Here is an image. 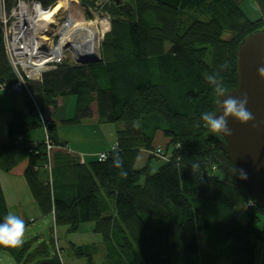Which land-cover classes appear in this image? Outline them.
Masks as SVG:
<instances>
[{
  "label": "trees",
  "instance_id": "trees-1",
  "mask_svg": "<svg viewBox=\"0 0 264 264\" xmlns=\"http://www.w3.org/2000/svg\"><path fill=\"white\" fill-rule=\"evenodd\" d=\"M36 1L47 6L54 0ZM120 1L131 4V14L108 0L110 31L97 63H63L39 83H29L28 92H18L24 108L10 112L7 141L0 143V172L21 175L42 216H52L66 235L94 224L100 247L68 242L71 256L86 264H257L264 211L236 180L217 146L221 136L200 117L214 113L217 97L209 75L228 92L235 88L237 48L264 29V0H252L260 14L255 21L241 8L247 0ZM16 83L0 31V87L13 91ZM66 97L75 98L74 117L67 123L96 116L98 124L115 126L116 143L101 153L103 160L81 164L67 153L54 121L46 122L44 133L46 109ZM39 130L42 141L33 140ZM159 136L164 148L156 146ZM114 147L121 169L112 164ZM157 149L165 161L155 156ZM141 151L149 154L148 161H161L156 172H150L149 163L135 166ZM192 164L199 168L192 171ZM122 170L127 177L120 176ZM249 202L253 206L243 222L235 205ZM7 214L0 186V220ZM49 246L55 251L52 230L49 244L32 239L18 247L0 245V251L18 264H62ZM98 254L103 258L96 263Z\"/></svg>",
  "mask_w": 264,
  "mask_h": 264
},
{
  "label": "crops",
  "instance_id": "crops-1",
  "mask_svg": "<svg viewBox=\"0 0 264 264\" xmlns=\"http://www.w3.org/2000/svg\"><path fill=\"white\" fill-rule=\"evenodd\" d=\"M68 100L69 97L57 99L56 109L51 112L52 109L50 110L48 108V110H50L49 114L48 112H45V114H47V116L49 117V119L47 120L48 121L53 120L54 122L57 123V128H56L57 138L59 141L66 143L67 153L79 158L81 164H88L97 161L99 154L105 153L111 146H113L116 143V135H115L116 128L113 125L98 124V122L96 121V116L89 120L81 121L80 123L77 124H71V123L64 124L66 123V121H70L72 119V117H70L69 114L67 115ZM72 103L74 104L75 107V100L72 101ZM23 108H24V101L20 96V93L15 91L7 92L0 89V143L7 141L6 129H7V124L10 120V112L13 109H23ZM93 112H95L94 107H93ZM108 126H110V129H106L108 128ZM31 136L33 140L42 141L43 139L42 130L34 132ZM157 138H158V142L156 143V146L164 145L165 141L162 140L160 136ZM53 151H57V149H54ZM148 158H149V154L147 152L141 151L135 166L137 168H142L149 163L150 172L152 171V169L155 170L156 172L161 164L158 161H155L156 163H153V161H148L149 160ZM153 164L156 165L154 168H153ZM0 186L7 206L8 214L10 213V209H11L10 207L16 208L15 211L20 215V218H22L25 221V226H27L29 223H33L34 220L36 221L39 220L40 218H44L29 190L28 184L21 175L5 174L0 172ZM28 217H31L30 219H34V220H30V222H28L27 219H25ZM45 217L50 220V224L52 226L51 227L52 233L54 235L57 234L59 235L56 236L59 241L58 245L60 247L66 246L63 245V244H67V241L63 239V236L64 238L65 236H67L65 235L66 228L55 227L53 217L52 216H45ZM93 231H94V224L86 223L80 225L77 233L88 232L89 238L90 235H96L95 240L92 238L93 242L90 240L92 243L85 245L95 244L98 247H100L102 243V239L100 235L95 234ZM77 233L67 236L66 239L68 238L69 242L76 245V243L72 241V238ZM35 237H38L37 239L39 240V236L37 234H35ZM37 243H42V241L41 240L39 242L37 241ZM85 245L78 244V246H85ZM61 248L63 249V247ZM66 249L67 246L66 248H64V253L67 255ZM98 255L100 258L99 261H101L103 257L101 254ZM76 261L80 262V260L77 259Z\"/></svg>",
  "mask_w": 264,
  "mask_h": 264
},
{
  "label": "water",
  "instance_id": "water-1",
  "mask_svg": "<svg viewBox=\"0 0 264 264\" xmlns=\"http://www.w3.org/2000/svg\"><path fill=\"white\" fill-rule=\"evenodd\" d=\"M120 9L130 16L132 6L129 2L114 0ZM99 61L91 55L77 61L78 66L94 64ZM264 67V29L253 32L238 45L236 52V86L229 95L246 97L248 109L252 113L249 122L241 124L229 118V133H217L222 141L217 142L236 172V180L252 195L256 204L264 211V76L259 69ZM217 97L214 113L219 114Z\"/></svg>",
  "mask_w": 264,
  "mask_h": 264
},
{
  "label": "built area",
  "instance_id": "built-area-1",
  "mask_svg": "<svg viewBox=\"0 0 264 264\" xmlns=\"http://www.w3.org/2000/svg\"><path fill=\"white\" fill-rule=\"evenodd\" d=\"M90 3L93 6L85 7L81 4L80 0H54L50 5L44 6L36 0H14V4L6 12L4 0H0V31L3 37L4 50L7 61L17 78V83L12 87L13 91L20 92L25 90L28 92L29 83H39L43 74L55 70L57 66L63 63L78 66L77 61L79 59L91 55L98 56V45L103 41L104 35L110 31V16L104 10L108 4V0H90ZM58 4L62 5L61 9L47 22L51 29V39L47 37L41 42L42 49H49L53 53V56L42 62L44 64L43 70L35 72L34 69L23 65L17 59L19 50L12 43L13 29L18 24L19 17L25 10H33L36 8L40 10V14H46L52 11ZM73 4L77 5L78 10L85 13L87 17L79 20L73 15L70 11V7ZM78 14L80 15V13ZM77 27H85L87 30H83V32L77 34L74 30ZM85 32H90L86 34L94 40L92 46L79 40L83 35L82 33ZM68 36L69 39L67 41ZM94 45H96L95 49ZM20 47L22 46L20 45ZM3 88L4 86L0 87L1 90ZM42 126L45 133L46 122H43ZM46 145V150L49 154L52 151V147L48 140H46ZM155 156L163 161L166 159L162 156L160 149L156 150ZM104 158L105 155L100 154L98 160L101 161ZM252 206L251 202L247 203L248 208Z\"/></svg>",
  "mask_w": 264,
  "mask_h": 264
},
{
  "label": "rangeland",
  "instance_id": "rangeland-1",
  "mask_svg": "<svg viewBox=\"0 0 264 264\" xmlns=\"http://www.w3.org/2000/svg\"><path fill=\"white\" fill-rule=\"evenodd\" d=\"M4 5H5L6 12L12 7V6L11 7L7 6L6 0H4ZM70 8H71L70 11L79 20H83L84 18L87 17L85 15V13H83L80 10H78V6L77 5L73 4ZM241 8L245 12V14H246V16L248 17L249 20L255 21V20L260 18L258 7L256 6V4L252 0H247L244 3H242ZM78 13H80V15ZM104 37H105V35H104ZM100 47H101V42L98 45V49H97V55H98L97 57L98 58L100 57ZM15 92H17V91H15ZM74 100H75L74 97H69V100L67 102V115L69 114V116L72 117V118L74 117V104L72 103V101H74ZM49 109L51 110L52 108L49 107ZM55 109L56 108L52 109L51 112L53 110H55ZM50 110H48V108H47L46 112H48V114H49ZM43 119L47 123L50 122V121L47 120V119H49L47 114L43 115ZM51 121H53V120H51ZM64 124H67V122L64 123ZM58 126H59V123H58ZM106 129H110V126H108V128H106ZM161 147L164 148V145H162ZM99 155H98V157H99ZM153 163H156L155 160L153 161ZM159 163L161 164V161ZM155 166L156 165L153 164V168ZM154 172H155V170L152 169L151 173H154ZM2 173H4V172H2ZM10 208H11L10 209V213L15 214V215L20 217V215L15 211L16 208H14V207H10ZM248 209L249 208L247 207V203L244 206H242L241 208H240V205L236 203V205H235V214H236V216H238V218L240 220H242L244 222V218H245V214L244 213L246 211H248ZM30 218L31 217H28V218H25V219H27L28 222H30V220H34V219H30ZM32 218H35V217H32ZM51 227L52 226L50 224V220L48 218H46V217L40 218L39 220H36V221L34 220L33 223H29L27 226H25L23 242L26 243V242L31 241L33 239V240H37L38 242L40 240L42 242L45 241V243L49 244L50 236H51ZM35 234H37L39 236V240L37 239L38 237H35ZM56 236H59V235L58 234L54 235L52 233V239H53L54 244H55V249H54L55 251H53L52 247L49 246L50 247V249H49L50 254H54V252H55V254L59 257V259H60L62 264H73V263L74 264H86V261L84 259H81L80 262H77L76 259L71 256V253L68 250V242H69V240H68V238L66 239V237L69 236V235L65 236V238L63 236V239H65L67 241V244H63V245L67 246V249H66L67 255L64 253V248H66V246H61V247H63V249H62L58 245L59 241H58ZM88 236H89L88 232L77 233L76 235L73 236L72 241L75 242L77 246H78V244H82V245L90 244V243L93 242L92 241L93 239L95 240L96 235H90V238ZM203 236H204V233L201 232L200 239ZM61 238H62V235H61ZM201 246L204 249V244L201 243ZM204 250L206 251V249H204ZM256 253H257V255H256L257 264H264V244H261V243H257L256 244ZM99 260H100L99 255H97L95 257V262L98 263V262H100ZM0 264H18V263H16L13 260V258L8 253L0 251ZM216 264H227V263H226V261L221 260V261L217 262Z\"/></svg>",
  "mask_w": 264,
  "mask_h": 264
},
{
  "label": "clouds",
  "instance_id": "clouds-1",
  "mask_svg": "<svg viewBox=\"0 0 264 264\" xmlns=\"http://www.w3.org/2000/svg\"><path fill=\"white\" fill-rule=\"evenodd\" d=\"M259 74L264 76V67L259 69ZM210 85L214 89L215 96L222 99L219 103V114L204 112L200 119L205 122L206 127L213 133H229L227 126L228 119L232 118L241 124L249 122L253 117L248 109V101L246 97H238L229 95L228 91L222 83H220L215 75L207 77ZM113 167L121 169L123 161L119 155L118 149L114 147L112 154ZM192 171L199 168L198 164H192ZM120 176L127 177L128 172L122 170ZM25 232V221L19 216L9 213L0 220V245L7 247H18L23 243Z\"/></svg>",
  "mask_w": 264,
  "mask_h": 264
},
{
  "label": "bare ground",
  "instance_id": "bare-ground-1",
  "mask_svg": "<svg viewBox=\"0 0 264 264\" xmlns=\"http://www.w3.org/2000/svg\"><path fill=\"white\" fill-rule=\"evenodd\" d=\"M62 5H57L52 11L46 14H40V10H25L23 14L19 17V22L13 29V39L12 43L19 52L17 53V59L25 65L34 69L35 72L43 70V61L49 59L53 56V53L49 49H42L41 42L47 37L50 38V26L48 25V20L56 14ZM69 29V28H68ZM77 34L87 30L85 27H77L74 29ZM90 32L82 33L83 35L79 40L84 43H88L89 46L93 45L94 40L91 36L87 34ZM51 39V38H50ZM69 36L67 37V41ZM20 45L22 47H20ZM96 45H94V49Z\"/></svg>",
  "mask_w": 264,
  "mask_h": 264
}]
</instances>
